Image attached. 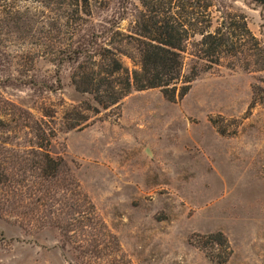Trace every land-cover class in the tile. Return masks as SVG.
Returning a JSON list of instances; mask_svg holds the SVG:
<instances>
[{
	"label": "rangeland",
	"instance_id": "374dc122",
	"mask_svg": "<svg viewBox=\"0 0 264 264\" xmlns=\"http://www.w3.org/2000/svg\"><path fill=\"white\" fill-rule=\"evenodd\" d=\"M42 1H14L17 21L0 14V264H214L206 253L220 251L201 236L215 233L230 244L226 264H264V104L249 109L254 89L264 101L260 49L224 56L174 103L158 89L132 91L95 115L86 110L93 97L72 83L74 67L58 65L57 46L64 51L74 31L58 28L59 6ZM94 3L95 26L82 22L77 31L114 26L134 35L140 0ZM214 3L213 27L226 12L243 15L264 46V7ZM111 41L122 65L137 70L135 46ZM192 43L183 76L195 64ZM45 139L68 172L62 165L40 175L36 151ZM75 211L87 217L81 225ZM50 222L74 226L70 244Z\"/></svg>",
	"mask_w": 264,
	"mask_h": 264
},
{
	"label": "trees",
	"instance_id": "16d2710c",
	"mask_svg": "<svg viewBox=\"0 0 264 264\" xmlns=\"http://www.w3.org/2000/svg\"><path fill=\"white\" fill-rule=\"evenodd\" d=\"M14 1L17 0H0V14H7L8 19L14 16L17 21L20 12L13 8ZM243 1L264 7V0ZM94 2L95 0L42 1L44 9L49 10L51 4L59 6L60 13H62V24L59 23L58 28L65 27L66 32L74 31L72 33L75 35L65 44L64 51H60L61 47L59 46L62 45L57 46L60 54L58 65L70 64L74 67L72 83L79 92L93 97L96 106L88 105L86 109L92 114L96 115L100 109L107 110L119 104L132 91L142 92L158 89L167 102L174 103L177 99L186 96L191 83L200 74L206 73L208 68L213 65H219L224 56L237 57L243 53L249 54L254 48L260 49L257 64H259V70L264 69V46L261 47L259 41L248 30L243 15H231L226 12L222 17L221 24L216 27L212 26L214 0H140L143 12L135 23L133 36H124L119 33L118 27L114 26L105 29L102 33H97V35L92 30H87L84 34L81 33L82 30L77 31L82 22L85 25L88 24L89 29L95 26L93 21ZM199 14L201 20L198 18ZM71 19H75V24L78 21L81 22L78 25L74 23L71 25ZM44 26L41 24L42 28H45ZM115 37L123 38V42L128 46H135L139 67L137 70L129 71L122 65L118 58L123 55L122 51L112 47L111 40ZM196 37L199 39L194 41ZM191 40L195 50L193 55L195 64L190 67L189 73L183 76L182 54ZM127 57L131 59L132 55ZM248 57L251 58V55ZM247 66H243L242 69L247 71ZM256 89L253 90L249 109L264 104V101L258 100L262 92L260 89ZM86 121L85 119L79 120L68 129L73 130ZM45 142V145H37L38 151H36L40 175L43 176L46 173L49 176V172H58L62 165L68 172V167L63 160H54L48 154L49 142L46 139ZM2 177L5 178L3 172L0 176V184H4ZM46 180L49 179L46 178ZM9 194H12L10 190L5 191L3 197L9 196ZM82 197V201L86 203L85 206L92 208V205L87 203L86 197L83 195ZM81 205L84 209L86 208L82 203ZM1 212L10 213V211ZM75 213L78 216V224L81 225L87 217L83 211H75ZM46 225L59 232L63 246L66 243L70 244L68 239L70 233L74 231L71 229L74 228L72 224H67L64 227L61 224L56 225V223L50 222ZM201 238L207 240L211 249L220 251L215 256L206 253L208 258L214 264H226L232 255L226 237L221 233H215L201 236ZM65 239L69 242H66ZM207 243H196V246L203 249L205 248L204 244L207 245ZM76 259L79 262L80 258Z\"/></svg>",
	"mask_w": 264,
	"mask_h": 264
}]
</instances>
